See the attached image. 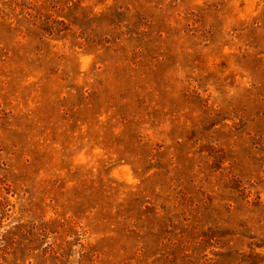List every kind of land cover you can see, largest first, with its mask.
Masks as SVG:
<instances>
[{
  "label": "rangeland",
  "instance_id": "374dc122",
  "mask_svg": "<svg viewBox=\"0 0 264 264\" xmlns=\"http://www.w3.org/2000/svg\"><path fill=\"white\" fill-rule=\"evenodd\" d=\"M0 264H264V0H0Z\"/></svg>",
  "mask_w": 264,
  "mask_h": 264
}]
</instances>
